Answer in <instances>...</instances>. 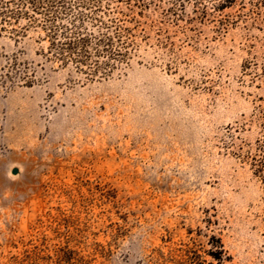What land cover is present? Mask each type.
Masks as SVG:
<instances>
[{
    "label": "rangeland",
    "instance_id": "1",
    "mask_svg": "<svg viewBox=\"0 0 264 264\" xmlns=\"http://www.w3.org/2000/svg\"><path fill=\"white\" fill-rule=\"evenodd\" d=\"M223 1L66 0L135 44L97 73L0 23V264H264V0Z\"/></svg>",
    "mask_w": 264,
    "mask_h": 264
},
{
    "label": "trees",
    "instance_id": "2",
    "mask_svg": "<svg viewBox=\"0 0 264 264\" xmlns=\"http://www.w3.org/2000/svg\"><path fill=\"white\" fill-rule=\"evenodd\" d=\"M101 1L102 0H97V4L101 3ZM106 2L108 3L106 8L101 9V11L107 16H109V14H112V16H126L117 8H111L110 3L112 2L124 3L126 6H130L132 3H134L135 6L139 7L140 9L147 8V4H145L144 0H106ZM227 2L229 1L224 0L218 4L217 8H223V5ZM67 6L68 4H66V0H0V23L9 22L11 19L16 20L22 16L29 19V8L33 12H41V14L44 16L43 18L45 22L48 23L50 30L49 34H51V41L48 45L47 55L52 56L62 64L71 62L77 67L84 65L89 69L90 73H97L102 67L109 68L110 65H108L109 63L107 61L100 63L98 58H106L108 61H112V63H114L127 57L130 50L135 47L133 42L122 40L120 38V36L124 33H127L128 30L120 25L115 24L123 23V20L118 17L108 18L107 22L97 18V22L102 23V25L103 23L112 24L111 27L113 28V33L117 37V40L106 37L107 33H102V37L95 41H89L83 38L64 37L69 31H71V29H69V26L55 23L61 16L67 17L68 15H71V17L74 18L70 26H73V23L76 21V19L77 21H81L85 17L81 12L77 13L76 16L71 14L72 8ZM172 6H177L183 9V0H173ZM126 8L128 11L130 10L129 7ZM99 9V6H97V12H100ZM170 11L173 13V15H176L174 10ZM58 34L61 35L63 39H59L57 37ZM72 35H74V33ZM93 57H96L97 61L88 63ZM112 66L113 65H111V67ZM217 248V251L212 253L211 256L212 258L220 261L221 250L220 247Z\"/></svg>",
    "mask_w": 264,
    "mask_h": 264
},
{
    "label": "water",
    "instance_id": "3",
    "mask_svg": "<svg viewBox=\"0 0 264 264\" xmlns=\"http://www.w3.org/2000/svg\"><path fill=\"white\" fill-rule=\"evenodd\" d=\"M11 173H12V175H16L17 174V170H13Z\"/></svg>",
    "mask_w": 264,
    "mask_h": 264
}]
</instances>
